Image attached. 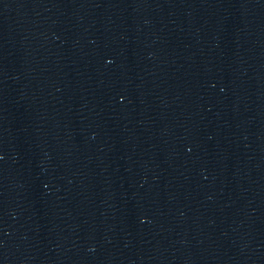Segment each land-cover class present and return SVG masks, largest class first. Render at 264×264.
<instances>
[{
  "label": "water",
  "instance_id": "95a60500",
  "mask_svg": "<svg viewBox=\"0 0 264 264\" xmlns=\"http://www.w3.org/2000/svg\"><path fill=\"white\" fill-rule=\"evenodd\" d=\"M0 264H264V0H0Z\"/></svg>",
  "mask_w": 264,
  "mask_h": 264
}]
</instances>
